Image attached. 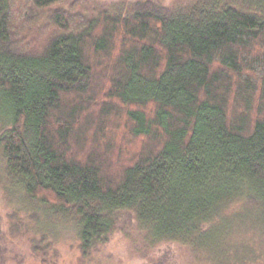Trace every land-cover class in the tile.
<instances>
[{"label": "trees", "instance_id": "obj_1", "mask_svg": "<svg viewBox=\"0 0 264 264\" xmlns=\"http://www.w3.org/2000/svg\"><path fill=\"white\" fill-rule=\"evenodd\" d=\"M0 153L31 219L77 225L81 264L124 215L186 264L221 259L223 209L264 232V0H0Z\"/></svg>", "mask_w": 264, "mask_h": 264}, {"label": "rangeland", "instance_id": "obj_2", "mask_svg": "<svg viewBox=\"0 0 264 264\" xmlns=\"http://www.w3.org/2000/svg\"><path fill=\"white\" fill-rule=\"evenodd\" d=\"M138 1L142 0H88L92 8L104 7L110 12L125 11ZM161 1L172 6L180 0ZM3 164L0 153V178L4 177ZM31 207L19 192L9 197L0 183V264H41L32 253L31 241L43 236L55 249L50 264H81L77 225L61 219H48L43 214H39L38 222L34 221ZM255 213V208L244 201L223 209L217 226H221V232L226 234L222 240L224 249H227L226 256L219 260L208 259L202 264H264L263 226L258 218L253 217ZM11 215H16L13 222ZM130 218L128 215L121 218L120 229L107 243L99 245L85 264H186L187 257L190 258L188 248L167 242L151 247L145 234ZM13 223L18 226L15 237L10 232Z\"/></svg>", "mask_w": 264, "mask_h": 264}]
</instances>
